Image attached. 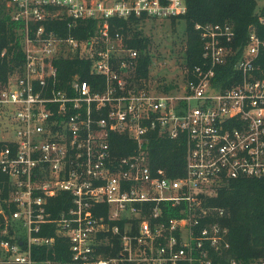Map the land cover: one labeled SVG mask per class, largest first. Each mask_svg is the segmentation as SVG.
Here are the masks:
<instances>
[{
  "label": "built area",
  "instance_id": "obj_1",
  "mask_svg": "<svg viewBox=\"0 0 264 264\" xmlns=\"http://www.w3.org/2000/svg\"><path fill=\"white\" fill-rule=\"evenodd\" d=\"M6 6L22 61L5 73L15 49L0 45V264H244L229 254L227 208L210 199L233 180L264 177V38L256 27L235 48L229 23L197 24L202 61L167 88L139 74L141 53L115 20L143 29L149 18L185 15L186 0ZM87 20L96 23L88 38L51 27ZM72 57L88 60L102 82L79 72L63 82L56 61ZM231 58L225 87L218 72ZM117 134L134 141L130 154L114 151ZM156 134L186 139L184 175L153 165ZM63 192L72 206L54 216L52 198ZM168 209L178 215L166 217ZM58 237L70 243L68 260L34 257Z\"/></svg>",
  "mask_w": 264,
  "mask_h": 264
},
{
  "label": "trees",
  "instance_id": "obj_2",
  "mask_svg": "<svg viewBox=\"0 0 264 264\" xmlns=\"http://www.w3.org/2000/svg\"><path fill=\"white\" fill-rule=\"evenodd\" d=\"M0 5V45L7 47L10 52L14 50L13 57H7L2 69L6 73L9 69L22 61V51L19 43H11L15 39L14 27L10 22L7 11V0H2ZM188 11L178 17L187 25V52L186 68L190 71L202 61L203 43L197 24H225L229 23L235 31L233 46L235 48L245 45L248 41L250 27L255 26L264 38V28L260 24V17L264 13L258 12L257 0H186ZM115 20V19H114ZM175 20V18H173ZM117 27L126 35L131 34L129 44L137 48L141 53L139 74L144 77L150 75L153 63V54L150 50V38L143 33L138 24H132L124 19H117ZM140 23V20H136ZM63 35L72 33L80 38H88L95 29L96 23L92 20L82 21L78 26L70 27L68 22L61 25H52ZM114 30L115 28L112 27ZM236 58H231L230 63L222 67L218 72V79L226 87L231 86L229 80ZM10 62H14L11 65ZM262 76H264V49L260 57ZM59 76L65 82L70 76L79 72L82 77L92 84L95 80L102 79L92 74L91 63L79 57L60 58L56 61ZM239 79V77L237 78ZM118 144H113L118 156L130 154L135 149V143L128 135H114ZM152 163L156 168H163L167 175L176 178L184 175L186 169L187 141L180 137L171 139L154 135L151 139ZM54 216H59L64 210L72 206V196L63 192L52 198ZM210 203L227 208V216L221 221L229 228V240L231 257L241 260L244 264L264 259V177L253 179L243 178L231 181L222 188L216 197L210 199ZM166 217L178 215L174 210L168 209ZM46 235H55L54 230H49ZM70 243L63 237H58L53 247H44L34 251V257L38 260L54 259L68 260L70 258ZM109 249H106L108 252ZM218 260V259H217Z\"/></svg>",
  "mask_w": 264,
  "mask_h": 264
},
{
  "label": "rangeland",
  "instance_id": "obj_3",
  "mask_svg": "<svg viewBox=\"0 0 264 264\" xmlns=\"http://www.w3.org/2000/svg\"><path fill=\"white\" fill-rule=\"evenodd\" d=\"M0 0V5L2 4ZM258 12L264 13V0H257ZM143 33L150 38L153 63L149 78L154 85L166 82L173 88L185 82L187 25L181 18H149L143 23Z\"/></svg>",
  "mask_w": 264,
  "mask_h": 264
}]
</instances>
